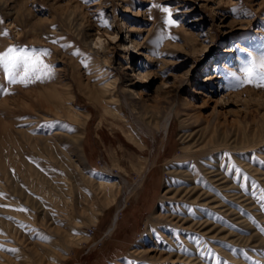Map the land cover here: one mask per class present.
Returning a JSON list of instances; mask_svg holds the SVG:
<instances>
[{
  "label": "rangeland",
  "instance_id": "rangeland-1",
  "mask_svg": "<svg viewBox=\"0 0 264 264\" xmlns=\"http://www.w3.org/2000/svg\"><path fill=\"white\" fill-rule=\"evenodd\" d=\"M13 45L53 75L0 69V264H264V0H0Z\"/></svg>",
  "mask_w": 264,
  "mask_h": 264
},
{
  "label": "snow or ice",
  "instance_id": "snow-or-ice-1",
  "mask_svg": "<svg viewBox=\"0 0 264 264\" xmlns=\"http://www.w3.org/2000/svg\"><path fill=\"white\" fill-rule=\"evenodd\" d=\"M155 6L161 7L159 5ZM162 11L168 13L169 19L166 21V23L169 26H178L177 21L171 19L172 13L169 8H162ZM233 11H235V9H233ZM104 24L105 26H108L106 21L104 22ZM2 34L4 36L9 35L7 29H5ZM169 38L176 39V37ZM162 39H164L163 33H161L160 36V40ZM50 54L51 52L49 49L37 50L36 48H32L31 50H29L27 46H9L6 51L0 52V69H3V71L6 73L7 82L9 84L14 85L19 83L23 84L24 86H28L29 84L34 83L38 80L43 81L45 79L52 78L53 67L49 64H46L42 59L43 56ZM259 68V73L255 72V65L243 68V77H237L238 86H243L245 84H255V86L257 87L264 86V57H261L259 60ZM0 92H2L3 94H11L8 92L7 88H5L3 84H0ZM244 180L247 181L248 177L244 176ZM259 199L261 201V204L264 205V195H261ZM0 207L10 206L0 205ZM16 210L25 212L28 211V209L26 208H20ZM9 219L14 218L9 217ZM261 231L264 232V226H261ZM44 238L47 239V237ZM197 243H199L198 239ZM0 248H3V245H0ZM184 250L187 251V249ZM9 251L16 252L18 250L10 249ZM247 258L252 259L251 257ZM257 264H259V262H257Z\"/></svg>",
  "mask_w": 264,
  "mask_h": 264
},
{
  "label": "bare ground",
  "instance_id": "bare-ground-1",
  "mask_svg": "<svg viewBox=\"0 0 264 264\" xmlns=\"http://www.w3.org/2000/svg\"><path fill=\"white\" fill-rule=\"evenodd\" d=\"M100 37H101V35L97 36V38H100ZM96 42H97V41H94V43H96ZM133 44H134V47H135V46L138 45V42H137V41H134ZM138 73H139V72H138ZM146 74H147V72H144V73H140L139 75H140V76H147ZM115 82H116V79L111 80V81H108V82H106V83L103 84L102 88H103L104 90H106V91H107V90H110V89H111L110 86H112L113 84H115ZM136 82H137V81H132V82H130L129 84L132 85V86H134V85L138 86ZM136 88H137V87H136ZM131 91H132L133 93H135V94H134L135 97H136V96L141 97V93H140V89H139V88H137L136 90H134V88H131ZM137 102L140 103V104H139V105H140V108H141L140 114H142L144 117H145L146 115H148V113L152 110L151 108H155L154 104H151V103L146 102L145 99H141V100H135V99H134V101H133L132 103L134 104V103H137ZM136 105H137V104H136ZM105 110H106V111H110L107 107L105 108ZM71 111H72V110H71ZM115 113H117V111H115L114 114H115ZM72 114H74V113L72 112ZM111 114H113V112H111ZM118 114H119V113H118ZM130 138H131L133 141H136V136H135L133 133L130 135ZM116 184H118L117 179H114L113 182H111V181H108V179H106V178H102V179H100V180L98 181V188H99L102 192H104L105 195H106V192H108V193H112V190H111V189H112ZM97 219H98V217H96V221H97ZM118 220H119V213H115V214H114V217H113V223H112V225L110 226V228L108 229V231H107L106 233H108V232H110V231L113 230V228H114L116 222H118ZM84 235H86V234H84ZM80 237H82V235H79V236H78V239H79ZM84 237H85V236H84ZM85 238H86V237H85ZM87 238H88V237H87ZM56 263H57V262H56ZM57 264H61V263L58 262Z\"/></svg>",
  "mask_w": 264,
  "mask_h": 264
}]
</instances>
